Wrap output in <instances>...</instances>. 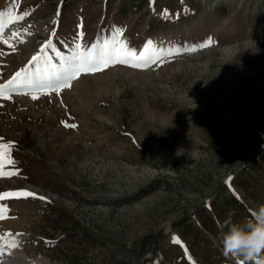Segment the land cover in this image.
I'll list each match as a JSON object with an SVG mask.
<instances>
[{
  "label": "rangeland",
  "instance_id": "obj_1",
  "mask_svg": "<svg viewBox=\"0 0 264 264\" xmlns=\"http://www.w3.org/2000/svg\"><path fill=\"white\" fill-rule=\"evenodd\" d=\"M0 12V87L42 68L32 58L49 41L57 68V52L113 38L155 57L0 98L13 161L0 195L36 194L0 200V238L51 264H237L221 233L264 204V0H0Z\"/></svg>",
  "mask_w": 264,
  "mask_h": 264
},
{
  "label": "snow or ice",
  "instance_id": "obj_2",
  "mask_svg": "<svg viewBox=\"0 0 264 264\" xmlns=\"http://www.w3.org/2000/svg\"><path fill=\"white\" fill-rule=\"evenodd\" d=\"M5 13L0 12V37L3 36L5 28ZM9 18L11 14H7ZM27 14H25L26 16ZM20 17L19 19H23ZM119 35V33H118ZM0 42L11 44L8 40L0 39ZM209 43H211L209 41ZM52 44L49 41L44 47L40 49L39 56H33V61L37 64L43 59V67H38L35 73L29 72H17L12 80L8 81L7 85L0 87V98L8 99L6 92H17L22 94H28L29 91L35 92L45 89L52 91H58L60 89L70 87V82L77 78L81 73H90L102 70L104 67L111 64H125L133 68L145 69L149 66L150 62L155 60V57L146 58L145 56H139L132 50L127 48V45L122 42H117L115 38L111 42H105L103 46L94 45L91 50L78 51L74 50L70 56H62L59 52L56 53L60 61V66L57 68L51 65L50 58L44 56L46 48H51ZM80 45L77 46V49ZM32 99H37L36 95L32 96ZM67 126V125H66ZM75 127V125H72ZM11 145L0 144V176L4 175L3 167L5 163L12 164L13 161L10 157ZM36 194L28 191L20 192H6L0 195V200L6 198H28L35 197ZM44 199L43 197H39ZM3 216L0 215V219ZM10 235V234H9ZM2 239V238H0ZM174 242H178L174 238ZM15 246V245H13ZM3 257V250L0 249V258Z\"/></svg>",
  "mask_w": 264,
  "mask_h": 264
},
{
  "label": "clouds",
  "instance_id": "obj_3",
  "mask_svg": "<svg viewBox=\"0 0 264 264\" xmlns=\"http://www.w3.org/2000/svg\"><path fill=\"white\" fill-rule=\"evenodd\" d=\"M224 255L236 258L237 264H264V204L250 209V217L230 223L221 233Z\"/></svg>",
  "mask_w": 264,
  "mask_h": 264
},
{
  "label": "bare ground",
  "instance_id": "obj_4",
  "mask_svg": "<svg viewBox=\"0 0 264 264\" xmlns=\"http://www.w3.org/2000/svg\"><path fill=\"white\" fill-rule=\"evenodd\" d=\"M7 28L5 26L4 31ZM21 244L22 240L17 235L2 237L0 249L3 250V257L0 258V264H51L46 256H29Z\"/></svg>",
  "mask_w": 264,
  "mask_h": 264
},
{
  "label": "trees",
  "instance_id": "obj_5",
  "mask_svg": "<svg viewBox=\"0 0 264 264\" xmlns=\"http://www.w3.org/2000/svg\"><path fill=\"white\" fill-rule=\"evenodd\" d=\"M219 204H220V203H219ZM224 204H226V199H224L223 202H221L220 205H217L216 208L218 209V208H220V206L222 207ZM232 204H233L234 207H238L237 203H235V204L232 203Z\"/></svg>",
  "mask_w": 264,
  "mask_h": 264
}]
</instances>
